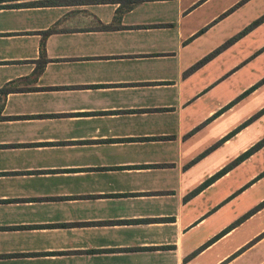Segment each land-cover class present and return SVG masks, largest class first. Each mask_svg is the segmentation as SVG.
Wrapping results in <instances>:
<instances>
[{
  "label": "crops",
  "instance_id": "crops-1",
  "mask_svg": "<svg viewBox=\"0 0 264 264\" xmlns=\"http://www.w3.org/2000/svg\"><path fill=\"white\" fill-rule=\"evenodd\" d=\"M41 1L0 9V264H264V71L228 84L264 42L206 43L237 1Z\"/></svg>",
  "mask_w": 264,
  "mask_h": 264
},
{
  "label": "rangeland",
  "instance_id": "rangeland-1",
  "mask_svg": "<svg viewBox=\"0 0 264 264\" xmlns=\"http://www.w3.org/2000/svg\"><path fill=\"white\" fill-rule=\"evenodd\" d=\"M236 1L237 3L235 5L231 6V8L225 12H222L215 19L221 21V23L216 29L210 32V38L206 39V43L216 41L215 44H217L218 41L221 42V40H225L223 44H221L225 46L229 44L234 45L233 43L238 41L235 50L232 49V51L228 52L225 58H223L225 61L231 60L233 56H235L237 60L243 59V51L248 48L256 50L263 45L262 43L264 42V0H212L206 8L201 10V17L205 15L208 18L210 15H216V13H219V11H222ZM219 18L221 20H219ZM260 50L261 49L257 52ZM254 55L253 52L249 58H245L244 61L240 63L241 67H239V65L237 66L239 67L237 72L228 79L230 80L228 84L232 85V89L236 88L238 91L245 83H249L250 80H254L256 77L263 75L264 54L262 52L255 58ZM250 58L253 59L246 64ZM263 79L264 78H261L260 80ZM225 87L226 85H223L218 94H221ZM258 98H264V89L255 97L254 101ZM252 103L253 101L246 104V108L248 106L250 107ZM250 196H252V194L244 197V199L239 202L240 206L247 204V199ZM256 224V222L248 223L230 240L242 241L246 239L248 236V234H246V227H252V225L256 226Z\"/></svg>",
  "mask_w": 264,
  "mask_h": 264
},
{
  "label": "trees",
  "instance_id": "trees-1",
  "mask_svg": "<svg viewBox=\"0 0 264 264\" xmlns=\"http://www.w3.org/2000/svg\"><path fill=\"white\" fill-rule=\"evenodd\" d=\"M25 1L26 0H0V9H5V8H11V7H23L25 6ZM154 1H170V0H43L41 1V4H47L49 6H62V5H86V4H116L119 5V8L117 10V15L116 19H120L123 14L132 11L135 9L137 6L141 5L142 3L145 2H154ZM34 5V4H33ZM52 32V31H51ZM51 32H46L44 35H47ZM44 45H42V55H44ZM213 55L199 63L196 67H199L200 65L204 64L206 61H208ZM195 67V68H196ZM9 89H4L1 92L7 93ZM250 91H247L242 97L248 95ZM224 111V109H223ZM249 123V122H248ZM246 123V124H248ZM235 133V132H234ZM233 133V134H234ZM264 144V141L259 143L256 147L251 149L249 152L244 154L242 157H240L237 161L233 163L234 164H239L243 160L247 159L251 154H253L255 151H257L262 145ZM230 167L224 169L220 174L216 175L213 179L209 180L206 184H204L202 187H207L210 185L211 182L215 181L218 177L224 175L226 171ZM202 187L199 189L201 190ZM263 204H261L259 207H261ZM252 213L248 214L247 216L251 215ZM246 216V217H247ZM245 217V218H246ZM230 228L222 232L218 237L223 236L226 232H228ZM217 237V238H218Z\"/></svg>",
  "mask_w": 264,
  "mask_h": 264
}]
</instances>
